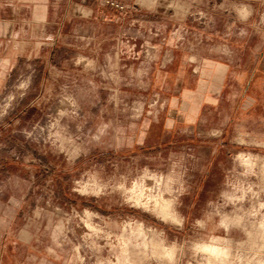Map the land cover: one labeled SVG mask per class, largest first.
Masks as SVG:
<instances>
[{
    "label": "rangeland",
    "instance_id": "374dc122",
    "mask_svg": "<svg viewBox=\"0 0 264 264\" xmlns=\"http://www.w3.org/2000/svg\"><path fill=\"white\" fill-rule=\"evenodd\" d=\"M0 264H264V0H0Z\"/></svg>",
    "mask_w": 264,
    "mask_h": 264
},
{
    "label": "crops",
    "instance_id": "0c3cea01",
    "mask_svg": "<svg viewBox=\"0 0 264 264\" xmlns=\"http://www.w3.org/2000/svg\"><path fill=\"white\" fill-rule=\"evenodd\" d=\"M173 67L166 72H159L161 74L156 84L163 89L171 84L173 92L178 94H173L174 96L168 101L160 124L149 120L138 123L135 141L140 142L141 145L147 142L150 144L153 139L151 131L157 128L162 137L157 136L156 139L157 142L161 140L160 144L164 141H173L175 130L179 125L190 124V128L193 129L200 117L197 102L207 101L213 92L220 93L227 73V67L225 70L220 68L219 74L205 77L202 73L198 75L190 73L180 62L175 64V68Z\"/></svg>",
    "mask_w": 264,
    "mask_h": 264
},
{
    "label": "bare ground",
    "instance_id": "6f19581e",
    "mask_svg": "<svg viewBox=\"0 0 264 264\" xmlns=\"http://www.w3.org/2000/svg\"><path fill=\"white\" fill-rule=\"evenodd\" d=\"M252 161V160H251ZM243 163H245L246 165L250 164V161L249 159H246V160H243ZM218 241V239H215L214 240L212 239V242L209 243V244H205L204 248L210 252V254H214V255H219L221 254V249H219L218 247H216L217 244H215V242Z\"/></svg>",
    "mask_w": 264,
    "mask_h": 264
}]
</instances>
